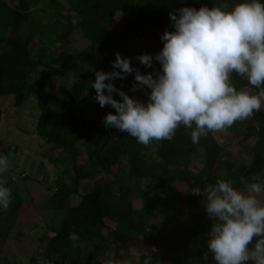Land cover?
I'll return each instance as SVG.
<instances>
[{"label": "rangeland", "instance_id": "obj_1", "mask_svg": "<svg viewBox=\"0 0 264 264\" xmlns=\"http://www.w3.org/2000/svg\"><path fill=\"white\" fill-rule=\"evenodd\" d=\"M113 2L0 0V38L7 43L25 44V50L32 58V63L23 71L25 85L38 87L44 78H51L54 88L60 82L71 87L82 73L91 71L90 64L82 62L76 54L77 51L86 52L91 46H94L91 47V64L101 62L111 52L129 58L158 52L153 47L140 54L134 53L137 42L152 38L156 32V17L149 10L151 0H134L132 20L123 35L116 33L112 24L107 25L105 31L96 30L95 35L89 27L83 30L85 22H93V12L97 13L99 8L101 19L105 20ZM72 28L78 31L74 34ZM137 61L132 59L131 62ZM61 70L66 72L65 75L59 73ZM237 82L233 84L237 85ZM113 83L133 98L146 99L144 92L131 91L134 74L125 79L117 78ZM49 90L50 86L46 84L41 92L45 96L51 95ZM113 98L120 99L116 93ZM106 107L109 112L115 111ZM1 111L0 154L8 157L9 167L0 175V183L11 189L13 199L8 210L0 212V264H38L40 257L50 264H108L112 258L127 260L129 264H144L146 253L151 256L152 264H168L160 257L166 246L169 254L177 259L205 264L203 254L208 251L206 241L212 221L204 210V197L196 191L202 192L208 186L197 184L186 200L182 198L183 192L176 194L177 197L160 188L156 173L149 170L150 165L159 162L153 153L157 148L153 142L146 157L150 165L142 167L139 176L135 177L128 166L119 171L115 180L109 176L114 193L104 197L102 204L107 210L105 227L87 228L79 223L84 233V239L79 243L50 244L51 236L60 230L65 217L59 207L46 202L58 190L77 188L73 163L81 176L80 191L90 192L98 183L106 185L104 177L107 176L101 173L99 166L87 161L92 149L84 143L78 144L81 141L78 140L73 161L68 155L51 149L44 135H58L67 144L90 122H95L97 116L95 118L90 111L81 112L72 105L59 106L49 114L42 113L34 94L27 96L16 108L5 103ZM94 124L98 127L96 122ZM108 130L104 127L101 131L99 147L106 140ZM84 138L93 139L92 135ZM253 154L264 158V120L255 113L200 139L198 144H193L190 139L184 157L190 166L207 169L218 179H231L234 187L244 190L242 177L249 183L264 182V167H250ZM124 194L127 199L123 198ZM202 230L204 240L199 249L193 251L188 246L193 237L191 231ZM208 255L207 264H216L212 254L209 252Z\"/></svg>", "mask_w": 264, "mask_h": 264}, {"label": "clouds", "instance_id": "obj_2", "mask_svg": "<svg viewBox=\"0 0 264 264\" xmlns=\"http://www.w3.org/2000/svg\"><path fill=\"white\" fill-rule=\"evenodd\" d=\"M213 7L201 5L170 11L172 30L160 35L162 48L154 55L134 58L119 52L112 71H95L90 86L100 107L110 106L103 118L105 128H114L144 146L152 141H171L181 125L190 130L193 144L211 132H219L259 112L264 106V0H222ZM138 60L152 72L141 73L132 65ZM154 61L159 68L154 67ZM235 73L257 89L253 94L238 89L231 80ZM134 74L132 92H144L146 99L131 97L113 81ZM116 93L120 99L113 98ZM9 167L0 154V175ZM244 190L231 179H217L197 193L204 197V210L212 221L206 241L216 264H264V182L249 183ZM11 189L0 183V212L12 202ZM68 238L78 241L76 232ZM153 251L155 249L153 248ZM38 264H50L40 257ZM108 264H129L127 260ZM144 264H152L146 253Z\"/></svg>", "mask_w": 264, "mask_h": 264}, {"label": "trees", "instance_id": "obj_3", "mask_svg": "<svg viewBox=\"0 0 264 264\" xmlns=\"http://www.w3.org/2000/svg\"><path fill=\"white\" fill-rule=\"evenodd\" d=\"M100 1L102 2V0ZM151 2L152 4L149 10L151 11L150 13L156 17V32L152 38L147 37L145 40H141L139 43L137 42L134 52L137 54H140L142 50H149L153 47L158 49V51L162 48L160 35L165 29L169 31L172 30L169 18L170 11L184 6L198 9L201 5H206L211 8L214 6L213 3L219 4L222 0H151ZM133 4H135L134 0H114L112 6H110L105 14V20L101 19L102 13L99 8L97 13L93 12V22H85L83 30L89 27L91 28V34L95 35L97 33L96 30L105 31L106 26L112 24L113 30L123 35L127 25L132 20ZM72 31L75 34L78 30L72 28ZM91 47L94 48V46ZM91 47L88 48L86 52H76L82 62L90 64L91 71L82 73L71 87H65V85L60 82V85L54 88L53 82L50 81L51 78H44L38 87H29L26 86L23 81V71L32 63V58L25 50V44L18 45L15 42L7 43L0 38V114L5 103H8L11 108H16L25 102L27 96L34 94L38 98V105L42 113L49 114L59 106L72 105L78 107L81 112L90 111L95 114V118L97 116V119L95 120L94 118V120L98 127L94 124L95 122H90L81 134L67 144L63 142L58 135H44L51 149L56 150L61 155H68V158H71L73 161L76 159V145L78 140L81 141L78 144L84 143L87 148L92 149L87 161H92L95 167L99 166L101 173L107 176V178L104 177L107 183L106 185L98 183L90 192L80 191L78 185L81 176H79L77 167L75 163H73L72 171L77 188L66 191L58 190L51 199L46 202V204L59 207L65 217L60 230L54 232L51 236L50 244L52 245L61 243L73 245L83 240L84 233L79 223H82L87 228L105 227L104 217L106 216L107 210L104 209L102 204H104V197L111 196L114 193L113 186L108 179L109 176L115 180L119 171L124 166H128L131 173L137 177L142 167L150 165L149 162H146V157L151 150L149 145L144 146L127 133H121L114 128H109L106 140L100 147L98 146V138L101 136V131H103L104 128L103 117H105L109 111L106 106L102 108L99 103L95 101V90L90 86V82L95 80V71L103 70L109 72L113 70L112 61L115 60V53L111 52L101 62L91 64L90 57L93 50ZM132 65L139 68L144 73L152 72V68H146L141 65L139 61L136 63L133 62ZM154 67L159 68L158 62H154ZM59 73L65 75L66 72L61 70ZM231 80L232 83H235L236 80L238 81L237 85L234 84L238 89H244L253 94L257 91V89L252 87L248 82H244L243 78L235 73L231 75ZM46 84L50 86L49 93L51 95L45 96L44 93L41 92ZM9 95L11 96L10 98H8ZM112 113L114 114L115 111H112ZM255 114L260 120H264V106ZM189 133L190 130L185 129L184 126L181 125L176 129L175 136L171 141H152L153 144L157 146L153 153L159 162L155 165H150L151 168L147 167L149 170H154V173H156L158 186L160 188L166 189L175 195L183 192V199H185V197L187 199L189 191L197 184L215 186L216 180L218 179L211 175L209 170H198L190 166L189 162L185 160L184 152L185 149L189 147L191 139ZM212 133L213 132L200 139L211 136ZM85 135H92L93 139L84 138ZM85 139L88 140L86 141ZM250 167L257 169L264 167V158L259 154H253ZM123 198L127 199V195L124 194ZM124 199L123 201L125 202ZM124 202L120 201L121 204H124ZM120 207L121 206L118 208ZM73 231L78 234V241L74 242L69 240L68 234ZM191 233L193 237L189 240L188 246L195 251L201 246L205 232L202 230L200 232L191 231ZM163 250V253L160 255L161 260L168 264L195 263V261L188 262L172 256L169 254L168 246Z\"/></svg>", "mask_w": 264, "mask_h": 264}]
</instances>
